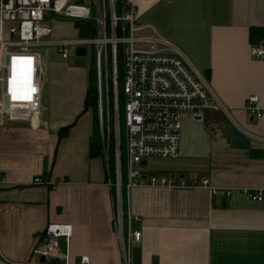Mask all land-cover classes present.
Listing matches in <instances>:
<instances>
[{"label":"crops","instance_id":"crops-1","mask_svg":"<svg viewBox=\"0 0 264 264\" xmlns=\"http://www.w3.org/2000/svg\"><path fill=\"white\" fill-rule=\"evenodd\" d=\"M136 8L138 20L153 24L183 53L227 112H207L203 120L185 113L179 156L154 170L144 165L145 179L171 176L173 186L128 191L123 170L119 208L103 155H89V63H76L75 51L67 58L47 53L44 71L41 66L46 119L0 123V258L41 264L47 252L42 231L62 221L72 225V235L49 251L54 264H264V200L248 196L264 188V115L246 109L251 95L264 108V58L251 54L252 39H264V0H136ZM61 24H55L57 36L64 33ZM68 26L75 36L77 29ZM12 76L24 79L15 67ZM235 129L250 138L248 147L231 145ZM36 176L44 182L33 183ZM202 177L208 185H201ZM134 215L140 219L130 220ZM129 229L141 231L130 246Z\"/></svg>","mask_w":264,"mask_h":264},{"label":"built area","instance_id":"built-area-1","mask_svg":"<svg viewBox=\"0 0 264 264\" xmlns=\"http://www.w3.org/2000/svg\"><path fill=\"white\" fill-rule=\"evenodd\" d=\"M56 16L70 18L69 23L77 29V34L57 36L55 24L62 20ZM81 21L91 23L87 35L79 33ZM50 46L62 58H67L78 46H85L86 51L89 47L91 51L95 50L100 112L104 109V86L106 91L109 87L113 91L115 187L119 192L124 171L128 191L144 184L173 186L171 176L150 173L145 179L144 165L152 158L179 156L185 113L203 120L207 112L226 109L183 53L169 39L158 34L153 24L138 20L136 0H0V123L4 118L17 120L41 115V66L47 53L41 54L40 50ZM251 54L264 58V39L252 44ZM118 55L122 62L121 75ZM14 67L22 72L24 81L20 77L14 80ZM120 88L125 127L124 166L118 115ZM246 109L252 116L264 115V108L258 104L256 96L248 97ZM100 118L102 120L101 114ZM209 126L218 136L214 123ZM106 152L103 143V154ZM106 171L108 173V169ZM43 182L40 176L33 179L35 184ZM208 183V178L202 177L201 185ZM108 184L111 185L110 180ZM183 185L184 181H181ZM212 191L225 195L232 193L231 189ZM248 196L262 201L264 188L249 191ZM118 200L120 208V194ZM121 215L120 210L116 226L122 238ZM129 218L140 219L137 215ZM71 235L70 223H48L40 236L47 250L41 264H54L49 251L57 246L60 237L68 239ZM140 236L141 231L129 229L128 245ZM80 262L87 263L88 257H83ZM0 264L10 263L0 258ZM125 264L129 263L125 261Z\"/></svg>","mask_w":264,"mask_h":264},{"label":"rangeland","instance_id":"rangeland-1","mask_svg":"<svg viewBox=\"0 0 264 264\" xmlns=\"http://www.w3.org/2000/svg\"><path fill=\"white\" fill-rule=\"evenodd\" d=\"M139 21H141V19H139ZM56 22L62 23L61 24L62 26H60V28H62L61 30H64V33H62L63 35H66V36L73 35L72 33H71V35L68 34V28H69L68 25H71L69 23V21H56ZM73 52L74 51L72 50L71 53H73ZM91 52L92 51H91V49L89 47L88 51H87V53L85 55L81 56V55L71 54L70 57L77 59L76 63L87 64V63L91 62V56H90ZM40 53L41 54L50 53V59H53V57L58 55L56 49L53 46H50L49 48L42 47L41 50H40ZM119 64H120L119 74H122V70H121L122 62L121 63L118 62V65ZM42 67H43V71H44V69L46 68V64L42 63ZM120 90H121V88L119 89V92H120ZM102 104H103V108L105 109V111L103 109V112H100V107H99V124H100L102 142L106 145V149H107L106 154L105 155L103 154L104 160L106 162V170H107L108 169V159H109V156H110V153H108V152L110 151L111 135L113 136V140H114V162H115V151H116V140H115V136H114V117H113V114H114V103H113V91H112L111 87H109L108 91H106V87L104 86V91H103V96H102ZM121 107H122V104H121ZM119 108H120V104L118 106V115L120 114L119 113ZM104 113H105V117H104ZM100 114L102 116V120L100 118ZM120 134H121L120 142L125 144V127H124V123H122V125H121ZM120 152H121V147H120ZM124 160H125V156H124L123 161L121 159L122 166H124ZM151 160L152 161H148L146 166H147V168H150V169L154 170V169H157L159 166H161L162 163L166 160V158H157L156 157V158H152ZM115 171H116V165H115ZM115 178H114V180H112L110 178L109 169H108L107 179L110 180V182H111V186L114 189V194L117 193V190H116V187H115V182H116Z\"/></svg>","mask_w":264,"mask_h":264},{"label":"trees","instance_id":"trees-1","mask_svg":"<svg viewBox=\"0 0 264 264\" xmlns=\"http://www.w3.org/2000/svg\"><path fill=\"white\" fill-rule=\"evenodd\" d=\"M264 38V37H263ZM259 40H262V38L252 39L253 44L257 43ZM91 62L89 63V69H88V85H87V91L85 96V110L91 108L93 112V131L90 138V145H89V155L90 157H95L99 155H103V142L101 138V131H100V124H99V93H98V77H97V67H96V53L95 50H92L91 52ZM118 62L121 63V57L118 55ZM119 71H120V64L118 65ZM122 70V68H121ZM121 75V74H120ZM123 94L120 90L119 92V123H120V130L121 125L123 123V107H121ZM105 111V109H104ZM105 117V113H104ZM73 124L66 125L62 127L59 130V135L62 136L66 134L69 130V128ZM121 139V134H120ZM121 147V159L123 161L125 156V149L124 144L120 142ZM110 153L109 159H108V169L110 178L114 180L115 178V162H114V140L113 136L111 135V141H110ZM122 180H124V173H122ZM113 190V187H111ZM114 192V191H113Z\"/></svg>","mask_w":264,"mask_h":264},{"label":"water","instance_id":"water-1","mask_svg":"<svg viewBox=\"0 0 264 264\" xmlns=\"http://www.w3.org/2000/svg\"><path fill=\"white\" fill-rule=\"evenodd\" d=\"M56 19L62 20V21H69L70 18L68 17H63V16H56ZM90 21H81L78 23L79 27V33L81 35H87L88 32L90 31ZM75 53L77 55H85L87 53L86 47L85 46H78L75 49ZM44 62H47V55L44 56L43 59ZM42 119L45 120L47 117V110L42 109ZM230 142L233 147H242L246 148L250 145V138L244 135L242 132H240L238 129H235L232 131L230 135ZM44 260V257L42 258Z\"/></svg>","mask_w":264,"mask_h":264},{"label":"bare ground","instance_id":"bare-ground-1","mask_svg":"<svg viewBox=\"0 0 264 264\" xmlns=\"http://www.w3.org/2000/svg\"><path fill=\"white\" fill-rule=\"evenodd\" d=\"M223 110L227 112V110H226V109H223ZM219 111H221V110H219ZM121 191H122V187H121V190H120V192H119V191H117V194H120V195H121Z\"/></svg>","mask_w":264,"mask_h":264}]
</instances>
